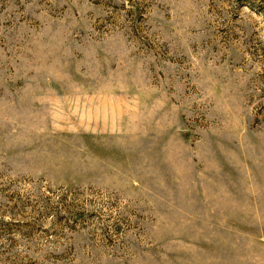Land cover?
<instances>
[{
    "label": "rangeland",
    "instance_id": "374dc122",
    "mask_svg": "<svg viewBox=\"0 0 264 264\" xmlns=\"http://www.w3.org/2000/svg\"><path fill=\"white\" fill-rule=\"evenodd\" d=\"M0 264H264V0H0Z\"/></svg>",
    "mask_w": 264,
    "mask_h": 264
}]
</instances>
